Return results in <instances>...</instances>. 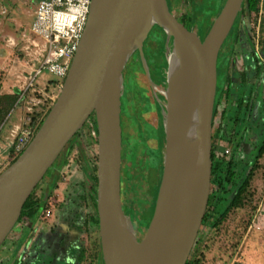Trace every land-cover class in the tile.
I'll list each match as a JSON object with an SVG mask.
<instances>
[{"label":"water","instance_id":"1","mask_svg":"<svg viewBox=\"0 0 264 264\" xmlns=\"http://www.w3.org/2000/svg\"><path fill=\"white\" fill-rule=\"evenodd\" d=\"M243 2L225 0L202 38L171 10L168 0L92 1L80 46L59 96L30 144L0 172V247L16 226L29 196L94 114L97 212L104 264L188 262L211 193L219 52ZM154 24L172 37V50L184 66L178 96L167 99L162 179L152 219L140 238L124 202L123 75L131 55L136 49L142 52ZM193 113L197 148L195 162L188 163L184 147ZM28 224L26 232L33 225ZM22 251L31 255L28 246ZM37 260L38 256L33 262Z\"/></svg>","mask_w":264,"mask_h":264},{"label":"rangeland","instance_id":"2","mask_svg":"<svg viewBox=\"0 0 264 264\" xmlns=\"http://www.w3.org/2000/svg\"><path fill=\"white\" fill-rule=\"evenodd\" d=\"M39 1L0 0V96L7 95L9 90L12 94L8 95H14L17 85L23 86L24 82H27L31 69L37 63L33 52H27L23 48L24 43L20 41V36L29 29ZM178 1L183 10L189 9V1ZM196 2L199 5L196 11L197 20L194 30L202 37L203 33L208 30L210 21L216 17L206 14L217 12L221 0H196ZM202 5L207 7L205 11H203ZM209 5H211L212 10L208 9ZM181 13V11H175L177 16ZM243 19L246 31L240 36L239 42L235 46L234 54L231 57L218 59V67L224 63L229 64L230 73L234 80L232 82V101L243 100L247 102L252 98V94H254L253 98L256 99L260 88L259 85L253 86L243 83L242 77L245 70L244 64L252 63V58L246 57V54L251 52V42L255 43L258 51L260 50L264 28V9L263 12L260 10L258 14H253L249 19L245 17ZM200 28L204 30L203 33ZM153 30L155 31V33H152L153 37L151 36L148 40L146 38L143 43L141 57L135 58L136 55L133 53L126 64L123 75V87L126 82L127 84L129 83L132 88L130 97L135 99L139 105L138 115L140 118L138 120L140 125L138 127L140 129L143 128L144 131L140 135L135 133L133 127H130L128 123L127 126H122V128L125 127L123 145H130L134 148V151L128 157L124 158L123 155L125 164L131 167L137 161L135 152H139L140 148H145L147 145L149 150L144 151V159L154 163V152L157 149L163 155L164 160L165 138L160 135L159 127L162 120L161 114H165L164 119L166 120L168 101L163 93H165L168 83L166 82L167 85L165 84L162 87L155 85L152 81L159 79L157 76H159L161 69L165 66L163 39L159 35L158 28L152 27L149 35ZM10 38L16 39V44L18 45H11L9 42ZM169 40L167 59L169 51L173 49L172 38L169 37ZM148 64L149 67L147 66ZM142 65L143 70L141 68ZM18 80L22 81L19 82ZM62 85L63 82L56 78L53 73L45 72L39 76L35 86L28 89L20 101V94L18 95L13 109L0 126V129L2 128L0 139L6 129L11 130L15 123H23V119L26 116H30L33 119V116L38 112L42 115L45 114L59 96ZM160 95H164V101L159 98ZM47 100H50L48 109L43 107V102ZM236 103L232 102L228 105L227 102H223L214 121L213 136L215 135V144L219 147L218 151L220 152L215 159V162L220 164L216 175L217 179L224 181V184L220 188L218 186L219 182H214V178H212L210 193L212 197L209 199L210 211L208 214L205 213L202 226L200 227L197 238L200 240V244L196 248L194 255H190V259H194L197 264H264V155L258 160L243 204L238 208L231 209L222 223L219 224L217 221L219 212H222L230 205L238 185L241 184L250 168L257 146L264 134V106H258V109H254L250 114H247L246 109L244 107L239 108ZM227 105L230 111L224 119L221 118L220 112ZM39 116L38 114L37 118ZM45 117L46 115L44 119ZM42 118L43 116H40V119ZM13 120L16 121L14 122ZM94 121L95 116L92 115L90 122L86 123L80 131L78 139L71 144L66 156L67 162L59 169L56 183L52 182L51 176L53 173L49 171L36 188L34 197L42 199L48 195L50 188V194L58 192V196L55 195L56 198H62L64 201L53 202V205L57 207L55 212L57 214L62 212L63 220L67 221L79 233V239L84 242L85 246L89 247L90 257L94 259L96 264L97 258L92 254L95 253L97 248L94 246L92 239L97 238L98 232L96 226L88 223L90 208L88 199L85 197L86 189L88 188L87 176L90 179L95 175L97 176L98 145L89 136V132H93ZM126 122H129V120H126ZM143 139L148 142L147 145L146 142H143ZM227 150L230 152L226 153ZM11 157L12 160L4 166L3 170L18 158L12 154ZM144 164L146 166L149 165L146 164V161ZM154 168H157V166L150 167V173L147 171L148 169L144 168L145 176L142 175L137 179V186L140 189L147 185L155 184L156 170ZM228 170L233 176L232 181L226 179L229 174ZM48 203L50 209L54 207L50 205V202ZM206 212L208 211L206 210ZM47 219L42 214L40 221L45 222ZM40 221L36 220L35 223L39 224ZM26 224L28 223L18 222L16 224L4 244L0 247V253L3 252L8 241L10 242L22 227L25 228ZM32 228L29 229L30 232ZM34 235L35 233L32 232L31 236L28 237L31 248ZM37 253L36 250H31L32 257L38 256ZM60 264H63V262ZM83 264H86V262Z\"/></svg>","mask_w":264,"mask_h":264},{"label":"trees","instance_id":"3","mask_svg":"<svg viewBox=\"0 0 264 264\" xmlns=\"http://www.w3.org/2000/svg\"><path fill=\"white\" fill-rule=\"evenodd\" d=\"M225 0H221V2L219 3V10L217 12H213V14L207 13L206 15H211L212 16H216L220 10L223 7ZM169 6L171 8L172 11L175 12L174 7L172 6V4L168 1ZM263 4V9H264V0H244L243 2V7L241 12L238 14L235 23L228 35V37L226 38L222 49H221V53H226L227 52V48L229 45L228 41H231L234 37V32L236 30V26L237 23L243 19V17H245L246 19L251 18V16L253 14H258L259 11L261 10V5ZM207 7H205L206 9ZM209 10H212V8H208ZM205 11V10H204ZM194 12H190L188 15V19L189 22H185L182 21V19H180L189 29H194V24H195V20H194ZM213 20L210 21L208 30L210 28V26L212 25ZM157 25V26H156ZM154 28H158L159 30V35L162 37L163 39V43H164V52H166V41L169 37V35L166 33L165 29L160 26L159 24H154L153 26ZM208 30L206 32H204L202 35V38H204L208 32ZM152 33H155V31L153 30L151 32V34L147 37V40L153 35ZM231 37V38H230ZM172 38V37H171ZM230 38V40H229ZM236 39V38H234ZM173 40V39H172ZM171 40V41H172ZM146 41V40H145ZM144 41V42H145ZM234 42H232L231 44V52H227L229 56H232V52L234 51ZM261 55H264V28H263V38L261 40ZM139 49H136V51L134 53H137L139 55ZM166 54V53H165ZM166 56V55H165ZM252 57L254 58V61L256 62L255 65V70H254V81H256V83H259L260 85H262V87H264V62L262 61V59L260 58V54H258L256 51L253 52ZM166 57H165V68H166ZM149 67V64L147 65ZM143 67V65L141 66V68ZM165 68L161 69L162 74H159L160 77L163 80L165 79ZM143 70V68H142ZM218 73H219V69H218ZM248 78H243V82L247 83ZM159 81V80H158ZM250 81V80H248ZM232 82L233 79L231 76H229V74H227V76L225 77V80H218V84H217V94H216V101H215V109H214V120L215 117L218 115L219 113V107L223 102H227L228 105H230L232 102H237L236 104L238 105L239 108L241 107H245L247 113H249L250 109L252 108V102H245L243 100L240 101H232L231 99V95L233 93V89H232ZM124 93L122 96V114H121V120H122V126H127V123L130 127H133V130L135 131V133H138L140 135H142L141 133H143V128L140 129L138 127V125H140V121L138 120L140 117L138 115L139 113V105L137 103V101L135 99H132V97H130V90L132 91V88L129 86V83L127 84V82L124 84L123 87ZM264 93V92H263ZM18 95H19V91L16 90L14 95H3L0 96V126L4 123L5 119L7 118L9 112L13 109L15 102L18 99ZM228 105L226 106L225 109H223V111H221V117L222 118H226L230 109L228 108ZM50 106V100H47L46 102H43V107H46V109H48ZM50 108L46 111L45 114H40V112H38L35 116H33L32 119V124L34 127H36V132L39 130L40 126L42 125L43 121H44V116L48 114ZM43 116L42 119L37 118V115ZM94 115V114H93ZM165 115V114H164ZM161 122H160V135H162V138H165V124H164V117L163 114H161ZM91 117L88 119L87 123L90 122ZM126 120H129V122H126ZM214 120H213V125H214ZM95 122V126L92 129V133L89 132V136L90 139L94 140L95 142H97V128H96V120ZM125 128V127H124ZM123 128V131H124ZM83 129V128H82ZM81 129V130H82ZM80 130V131H81ZM80 131L77 132V134L72 138V140L68 143V145L65 147V149L62 151V153L60 154V156L57 158V160L55 161V163L51 166V168L48 170L51 171L53 174L51 176V180L53 183H56L57 178H58V173H59V169H61L65 163L67 162V152L68 149L70 148L71 144L78 139V137L80 136ZM35 132V134H36ZM160 138V139H162ZM159 139V140H160ZM143 142H146L145 139H143ZM148 142H146L147 145ZM123 155L124 158L128 157L133 151L134 148L130 145H123ZM149 146L147 145L145 148H140L139 152H135V157H136V163L134 166H130L128 164H125V160L122 161L123 166H122V182L124 184V194L126 196L125 198V204L127 205V209L126 212L128 215L131 216L132 219V224L133 226L138 230V227L141 228V230L139 231V237L143 238L147 232L149 223L152 219L153 213H154V209H155V204H156V199H157V195H158V191H159V187H160V183H161V179H162V173H163V155L160 153V151H158L157 149H155L156 152L155 153V159H154V163L151 162L150 160H146L144 159V155L146 150L148 149ZM219 147L215 144V135L213 136V149H212V159H213V168H212V178L214 182H219L218 186L220 188L223 187L224 181H221V179H217V171H218V167H219V163L215 162L216 156L218 154V150ZM154 150V149H153ZM152 150V151H153ZM12 151V155H14V149L11 150ZM264 155V135L261 138V142L260 144L257 146L256 152L254 154L253 157V162L250 165V168L248 169V171L246 172L241 184L238 185L233 198L231 200L230 205L224 209L222 212H219V218H218V223H222L226 217L228 216L229 212L231 211V209L234 208H238L243 204L245 195L248 191V188L250 186L251 180L253 179L254 176V171L256 168V165L258 163V160ZM162 156V157H161ZM18 157V156H17ZM17 159V158H16ZM15 159V160H16ZM144 159V160H143ZM127 160V159H126ZM146 161V164L149 166H146L144 163ZM150 161V162H149ZM157 166V168H154L156 170V182L153 185H147L146 187H144L143 189H140L137 186V179L140 178L142 175L145 176V170L144 168H146V170L149 172L150 167L152 166ZM144 171V172H143ZM47 172V173H48ZM229 172V170L227 171ZM150 173V172H149ZM47 175V174H46ZM149 175V174H148ZM147 176V174H146ZM46 177V176H45ZM148 177V176H147ZM232 174L229 172L228 176L226 177L227 180L232 181ZM87 180H88V188L86 189V194L85 197H87L88 199V206L90 208V215H89V220L88 223L89 225H93L97 227V232H98V236L96 239H92V242L94 243V246L97 248L95 250V256L97 258V260L99 259L100 261H102V252H101V245H100V235H99V217H98V212H97V176L95 175L94 177H92L90 179V177L87 176ZM39 185V184H38ZM38 187V186H37ZM36 187V188H37ZM36 190V189H35ZM35 190L32 192V194L29 196V198L27 199V201L25 202L23 209H22V213L21 216L18 220V222H26V223H30V224H34L36 220H38L40 218V215L42 213V211H45L49 208V203H48V198L50 196V191L51 188L49 189L48 192V196L43 197L42 199H38L36 197H34V193ZM211 199V196H210ZM54 203L52 202V205ZM51 205V203H50ZM62 205V204H60ZM206 212L207 214L210 211V203L208 205ZM17 222V223H18ZM200 244V240L197 239L195 246L193 248L192 251V255H194V252L196 250V248L199 246ZM86 260L85 257V252L82 250L81 254L79 255V262H84ZM194 261V259H190L188 260V262L186 264H197V262ZM89 264H95L94 259L92 260V262H89Z\"/></svg>","mask_w":264,"mask_h":264},{"label":"built area","instance_id":"4","mask_svg":"<svg viewBox=\"0 0 264 264\" xmlns=\"http://www.w3.org/2000/svg\"><path fill=\"white\" fill-rule=\"evenodd\" d=\"M92 1L40 0L38 2L29 29L20 36V41L24 43L23 48L27 52H33L37 63L31 69L27 82H24L23 86L17 85L16 90L20 94L19 101L28 89L35 86L38 77L45 72L53 73L56 78L64 82L80 46ZM261 12H263V4ZM9 42L13 46L18 45L14 38H10ZM35 128L30 116H26L23 123L13 127L11 134L15 156H19L30 144L35 136ZM42 214L45 218H49L52 210L47 209ZM26 257L27 252L22 251L18 264H23Z\"/></svg>","mask_w":264,"mask_h":264},{"label":"flooded vegetation","instance_id":"5","mask_svg":"<svg viewBox=\"0 0 264 264\" xmlns=\"http://www.w3.org/2000/svg\"><path fill=\"white\" fill-rule=\"evenodd\" d=\"M171 4H172V6L174 7V9H175V11L176 12H179V11H181L182 13L181 14H179L178 15V17L180 18V19H182V21H185V22H189V19H188V15H189V13L190 12H194L195 14H194V20H195V24H194V27L196 26V11L198 10V3L196 2V0H187V1H189V9L188 10H183L182 9V7H180L181 5H180V3H179V1L178 0H168ZM209 4V3H208ZM209 8H212L211 7V5H209ZM202 9H203V11L205 10V6L204 5H202ZM245 24H244V19H242V20H240L238 23H237V26H236V30H235V32H234V38H236V39H232L231 41H229L228 42V44L229 45H227L228 46V48H227V52L229 51V52H231L230 50H231V44H232V42L233 41H235L234 42V49L233 50H235V46H236V44L239 42V38H240V36L241 35H243L244 34V31H246V29H245V26H244ZM245 29V30H244ZM200 31L203 33L204 32V30L203 29H201L200 28ZM173 41V40H172ZM249 41H251V40H249ZM248 41V42H249ZM169 43H170V40H169V37H168V39H167V41H166V60H167V63H166V68H165V70H164V72H165V79H164V81L163 80H160V79H162L161 77H160V75L159 76H157V77H159V79H157V80H152L153 81V83L155 84V85H157V86H162V87H164V85L166 84V82H167V72H166V70L168 69V59H167V50H168V47H169ZM252 44H251V52H250V54H246V57H251L252 58V63L250 62V63H245L244 65H245V70H244V74H243V77H242V82H243V78H248L247 79V83H245V84H250V85H259L260 86V88H259V90H258V96L256 97V99H254L253 98V96H254V94H252L251 95V99H249V101L248 102H252V108L250 109V111H249V113H247V111H246V113L247 114H250L254 109H258V106L259 107H263L264 106V87H262V85H260L259 83H256V81H254V78H253V75H254V70H255V65H256V62L254 61V58L252 57V54H253V52L254 51H256L258 54H260V58L262 59V61H263V57H264V55H261V46H260V50L258 51L257 49H256V45H255V43L254 42H251ZM173 44V43H172ZM260 45H261V42H260ZM221 49H222V47H221ZM221 49H220V52H219V59H223V58H225V57H231V56H229V55H227L228 53L226 52V53H221ZM140 51V50H139ZM142 51H143V49H142ZM233 54H234V51L232 52ZM232 54V55H233ZM135 55H136V57L135 58H139V57H141V51L139 52V55L137 54V53H135ZM246 61V60H245ZM264 62V61H263ZM229 64H227V63H224L223 65H221V66H219L218 67V69H219V73H218V80L220 81H222V80H225V77L227 76V74H229V76H231V73H230V67L228 66ZM159 74H162V73H159ZM232 77V76H231ZM233 79V78H232ZM159 80V81H158ZM248 80H250V81H248ZM234 81V80H233ZM244 83V82H243ZM233 84V83H232ZM167 85V84H166ZM232 89H233V86H232ZM166 91V90H165ZM252 93H254V92H252ZM164 95H165V93H163ZM164 95H160L159 96V98H162V101H164V98L166 97V95H165V97H164ZM163 96V97H162ZM166 100H167V98H166ZM263 103V104H262ZM245 108V107H244ZM246 109V108H245ZM223 111V110H222ZM165 115H163V117H164ZM220 116H221V113H220ZM216 118V117H215ZM222 118V117H221ZM213 120H214V118H213ZM165 121L166 120H164V124H165ZM215 121V120H214ZM165 126V125H164ZM213 127H214V125H213ZM264 135V134H263ZM263 135H262V137H263ZM216 139V138H215ZM260 144V143H259ZM218 150V149H217ZM230 151L229 150H227V152L226 153H229ZM219 153L220 152H218V154H217V156L216 157H218V155H219ZM224 155H225V153H224ZM211 197H212V194L210 195ZM210 199V198H209ZM44 211H42V213H43ZM42 213H41V215H42ZM41 215H40V217H41ZM74 230V229H73ZM140 230H141V228H140ZM139 230V227H138V232L140 231ZM60 233L59 234H57V235H55L54 237H53V239H52V241L48 244V243H46V244H44L43 246H42V248H40V251H39V253H38V256H39V260H43L44 262L42 263V264H47V261H48V257L50 256L49 254H50V252H51V249H53V247H55V246H58V244L60 243L59 241H61L60 239L62 238V232L63 231H61V228L58 230ZM139 234H140V232H139ZM74 239V240H73ZM67 244H68V247H69V251L67 250V254H66V256L64 257V258H66V259H69L70 258V256H73L74 257V259L75 260H73L74 262H71V263H68L67 261L65 262V261H61V259L63 258V254L64 253H66V252H62L61 254L59 253L58 255H56L55 257H54V261L52 260L51 261V263L52 264H60V263H62L63 262V264H83L84 262H86V264H89V262H92V258L90 257V253H89V247H87V246H85V244H84V242H82L80 239H79V237H74V236H72V235H70V237L69 238H67ZM23 250V249H22ZM82 250L85 252V257H86V260L84 261V262H79V255L81 254V252H82ZM14 253H16V252H14ZM20 254L21 253H19L18 254V257L17 258H19L20 257ZM93 256L95 255V253L94 254H92ZM30 257H31V255H29L28 253H27V257H26V260H25V262L23 263V264H29V262H30ZM17 258H15V256H14V258L13 259H16V261L18 260ZM18 262L19 261H17V263L16 264H18ZM96 264H104V262H103V259H102V261H100L99 259L97 260V262H96Z\"/></svg>","mask_w":264,"mask_h":264},{"label":"crops","instance_id":"6","mask_svg":"<svg viewBox=\"0 0 264 264\" xmlns=\"http://www.w3.org/2000/svg\"><path fill=\"white\" fill-rule=\"evenodd\" d=\"M34 17V16H33ZM8 94H12V92L9 90ZM14 122L16 120H13ZM19 124V123H18ZM17 125V123L14 124V126ZM2 129V128H1ZM0 129V131H1ZM12 129H6V132L2 135L0 139V172L3 170L4 166L9 164L10 160H12L11 154H12V142H13V137H12ZM58 196V192H54L53 194H50L48 198V202L51 203H57V202H62L64 201L62 198L57 199L56 196ZM48 196V195H47ZM54 205H52L53 207ZM55 208V209H54ZM50 209V208H48ZM57 207L51 208L52 210V215L47 219L45 222H41L40 218L38 219L40 221L39 224L34 223L32 231L26 232V228L22 227V229L19 230V233L11 239V241L7 243V246L4 247L3 252L0 253V264H16L17 261L16 259H13L14 256L15 258L18 257V254L22 251V249L26 246L30 247V244H27L28 240L30 239L28 237L31 236V233L34 232L35 235L33 237V245L30 250H36L38 253L40 251V248L46 243H50L53 239V237L60 232L58 231L61 228L62 232V238L59 241L60 243L58 246L53 247L50 252V256L48 257L47 264H52L51 261H54V257L58 255L59 253L61 254L62 252H66L63 254V258L61 261H67L68 263L74 262L73 260L74 257L70 256L69 259L64 258L67 254V250L69 251V247L67 244V238L70 237V235L74 237H79L78 232L76 230H73L67 221L63 220V215L62 212L58 213L55 212ZM69 225V226H68ZM28 233V234H27ZM61 234V233H60ZM74 240V239H73ZM16 252V253H14ZM34 257H30V262L31 264L33 262ZM39 258V257H38ZM18 259V258H17ZM44 261L43 260H37L33 262L32 264H42ZM45 264V263H44Z\"/></svg>","mask_w":264,"mask_h":264},{"label":"bare ground","instance_id":"7","mask_svg":"<svg viewBox=\"0 0 264 264\" xmlns=\"http://www.w3.org/2000/svg\"><path fill=\"white\" fill-rule=\"evenodd\" d=\"M168 61H169V66L167 69L168 86L165 91V95L167 99L172 100L176 96H178V93H179L178 90L183 80V77L181 74L183 71L184 64L181 58H179L176 55V52L174 50L169 51ZM196 123H197V119L195 118V115L193 113L192 117H190L189 119L188 130H187V135L185 139V147H184V153H185L186 159L188 160V163L195 162V158H193V154L195 157V152L197 148V141H196L197 138H196V133H195Z\"/></svg>","mask_w":264,"mask_h":264}]
</instances>
